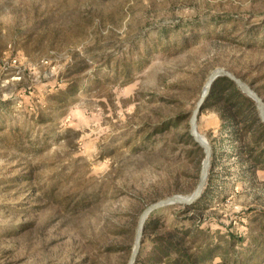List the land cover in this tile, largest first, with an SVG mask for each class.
Masks as SVG:
<instances>
[{"label": "rangeland", "instance_id": "rangeland-1", "mask_svg": "<svg viewBox=\"0 0 264 264\" xmlns=\"http://www.w3.org/2000/svg\"><path fill=\"white\" fill-rule=\"evenodd\" d=\"M217 68L264 100V0H0V264H128L147 206L200 181L187 132ZM74 78L75 103L36 125ZM219 108L197 120L213 147L205 198L161 210L215 243L232 234L227 264H246L264 170L235 155Z\"/></svg>", "mask_w": 264, "mask_h": 264}, {"label": "trees", "instance_id": "trees-1", "mask_svg": "<svg viewBox=\"0 0 264 264\" xmlns=\"http://www.w3.org/2000/svg\"><path fill=\"white\" fill-rule=\"evenodd\" d=\"M94 82H98V79L91 80L90 84ZM84 88L85 85L79 82L78 78L71 80L65 88H59L52 96L55 103H49L47 110L35 117V124L39 126L42 123H50L59 115H65L63 109L75 103L77 95ZM206 103L220 104L219 117L226 126L232 127L229 130L230 138L238 143L234 153L245 161L247 171L253 175L257 170H264V121L260 118L255 101L225 76L215 81ZM170 126H165L161 131H165ZM49 129V126L43 128L42 135L48 136ZM187 136L198 150H203L191 136V125ZM204 198L203 194L194 203L180 206H183V212L186 213L199 207ZM184 218L189 225H182L177 219L167 224V215L162 210L152 214L146 221L143 236V244L146 241H152V247L145 256L138 255L135 264H206L207 262L227 264L234 255L233 235L230 234L231 238L225 245L215 243L208 235L209 228L202 227L201 224L195 228L192 227L193 223L190 222L195 218L194 215ZM257 221L259 222L255 229L250 231L252 239L249 247L252 249L246 254L244 259L246 264H260L264 259V212L259 215ZM194 243L198 245L195 250H191V245ZM216 256H219L221 261L213 263Z\"/></svg>", "mask_w": 264, "mask_h": 264}, {"label": "water", "instance_id": "water-1", "mask_svg": "<svg viewBox=\"0 0 264 264\" xmlns=\"http://www.w3.org/2000/svg\"><path fill=\"white\" fill-rule=\"evenodd\" d=\"M225 76L229 77L240 90H243L247 95H249L255 101V103L257 104L258 110H259L260 118L262 121H264V100L260 96V94H258L252 87L245 84L244 81L240 77H238L236 74H234L232 71H229L226 68L225 69L217 68L210 73L205 83L204 91L201 97L199 98L198 102L196 103L195 105L196 107L192 111V115L189 121L191 125L192 138L195 139V141L204 150L205 158L203 160L200 181L191 195L178 194V195L167 196L166 198H163L160 201L154 202L147 206V208L144 210V212L142 213L137 223L138 227H137V231H136V235L134 239L135 243H134L132 253L129 257L130 259H129L128 264H135L138 259L137 257L141 252V248L144 242L143 236H144V231L146 227V221L152 212L161 210V208H165L166 206H169V205H178V204L179 205H190L203 196V193L206 190L205 187L207 185V182L209 180V176L211 173L210 169L212 166L213 147L211 143L206 141L199 133L197 120L203 108L205 107V103L209 99L213 84L218 78L225 77Z\"/></svg>", "mask_w": 264, "mask_h": 264}]
</instances>
